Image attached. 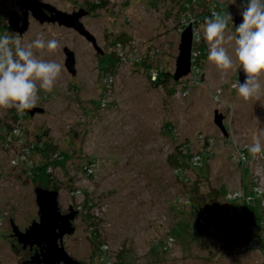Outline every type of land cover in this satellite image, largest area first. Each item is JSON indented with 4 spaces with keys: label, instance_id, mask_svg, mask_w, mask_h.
<instances>
[{
    "label": "rangeland",
    "instance_id": "rangeland-1",
    "mask_svg": "<svg viewBox=\"0 0 264 264\" xmlns=\"http://www.w3.org/2000/svg\"><path fill=\"white\" fill-rule=\"evenodd\" d=\"M40 1L66 12L86 9L88 14L81 21L103 54L73 29L39 24L31 16L25 32L13 31L8 17L12 11L20 13V8L15 0H0V34L19 36L25 44L39 33L55 37L59 48L54 53L36 54L62 65L53 92L38 94L36 106L44 111L30 115L0 108V120L11 125L0 128L4 135L0 140V214H7L0 227V264H22L36 248H21L11 236L10 219L21 230L38 220L34 189L40 185L25 178L15 159L23 156L20 140L28 142L26 131L39 129L45 130L53 144L73 152L62 171L56 170L61 190H55L61 212L67 213L69 206L78 211L72 221L75 231L63 237V245L79 262L97 264L98 243L104 241L112 264H261L264 242L258 240L259 248L247 250L245 244L228 237L212 213L208 196L219 187L223 192H235L242 184L248 189L251 174L259 175L257 182L264 189V153L248 162L251 168H240L239 151L246 153V146L256 137L264 143V91L258 98L244 100L231 87L243 74L238 64L222 72L208 62L207 55L201 70L194 69L192 79L188 77L187 88L181 89L174 79L166 85H152L147 75L150 61H161L167 71L174 72L179 43L172 10L176 0ZM217 1L229 6L227 13L219 14L227 20L226 38L235 35L228 15L239 16L241 3ZM198 30L208 53L203 27ZM65 47L75 54L74 76L64 66ZM225 47L235 59L234 40ZM104 60L106 72L101 70ZM156 74L150 78L155 80ZM217 88L222 89L219 101L213 99ZM215 110L224 116L227 135L214 123ZM178 145L180 151H209L204 166L195 160L197 167L186 165ZM71 160L84 167L91 161L90 176L76 171ZM69 167L67 176L64 170ZM180 167L184 177L175 172ZM76 187L81 190L76 192ZM186 195L205 205L210 224L198 239L188 232L169 241L168 236L177 235L183 223L193 220L184 205ZM157 239L169 241L170 247L162 251L154 245Z\"/></svg>",
    "mask_w": 264,
    "mask_h": 264
},
{
    "label": "trees",
    "instance_id": "trees-1",
    "mask_svg": "<svg viewBox=\"0 0 264 264\" xmlns=\"http://www.w3.org/2000/svg\"><path fill=\"white\" fill-rule=\"evenodd\" d=\"M225 3L226 2H220L217 0H176V3L173 5V9H172L173 11L175 10V15L177 16L176 31H178V34H180L181 31L185 27H187L189 21L192 20V27L194 33L195 29H199L200 27H202L205 18L211 17L214 13L216 14H220V12L227 13L229 6L225 5ZM239 3H241V6H243L244 0H239ZM90 7L95 8L96 5L91 4ZM199 42L193 41L192 44V49L194 52L192 59V67L193 69L196 70L197 69L201 70V64L203 63L202 60H204V58H206L207 55L206 53L207 49L205 43L203 42V40H201V38ZM198 53H200V55ZM110 59L111 58H109V60ZM112 61L114 62L113 59ZM101 63H102L101 70L106 72L108 68L106 66L105 60L102 61ZM157 65L158 68L156 67ZM153 73H157L156 74L157 78L155 80H152L150 78L153 75ZM190 74L183 77V79L181 78L178 81H176L180 85L181 89H185L188 87L192 79V76ZM147 75L153 86H160L161 84L166 85L170 80L174 79L173 72L167 71L165 65L161 61H157V60L154 61V63L152 60L150 61V65H147ZM188 77L189 78L191 77L190 81ZM105 89L107 91L110 90L107 86H105ZM173 91L174 90H172V92ZM105 96L106 94L103 96V98H101L102 102H104ZM100 105H102V103ZM15 117L21 118L17 114H15ZM10 126H11L10 124H4L3 121L0 120V128L7 127L9 129ZM26 132L28 133V137H27L28 142H24L25 140H20L21 155H23L22 156L23 158L18 161L19 164L22 165V173L24 174L25 178H28L31 181H33L36 186L37 184H39L42 187L61 190V184L58 183V179H57L58 177L55 175L56 170L59 169L62 171L67 161H69L70 158L74 157L73 152L64 151L57 145L53 144V141L50 140L47 133L43 129L27 130ZM9 135L11 136V133ZM2 136L4 137L3 133L1 134L0 132V140H2ZM5 142L6 141L4 140V143ZM180 146L181 145H178L176 147L179 150V153L186 157V159H184L186 165L194 166L195 161H192L191 158L197 156L198 160L201 162L198 164V166L199 165L204 166V161L207 158V153L209 151L207 153H202V152L192 153V152H188L190 150L188 148L185 151H180L181 150ZM35 154L37 155V157L33 159V156ZM71 161H73L74 165L78 167L75 169L76 171L81 172L82 175L90 176L89 168L93 164L90 163L91 161H88L87 167H84L82 165H77L74 162V160ZM242 165L243 164L240 162V168L245 167ZM195 166L197 167V165ZM70 167L64 170L67 176L69 174ZM75 170L74 173L76 172ZM183 171L184 170L180 167L176 169L175 172L178 174L179 177H184ZM71 173L73 174V171ZM69 179L72 180L71 177ZM74 190L78 192L81 190V188L76 187ZM224 190L225 192H223L220 187L215 188L213 189V193L208 196L211 198L210 200L213 202L212 213H215L218 220L223 223V225L226 228L228 237H231L232 239L234 238L236 242L245 244L247 250H256L257 248H259L258 240H260L261 243L264 242L263 194H260L259 197H256L258 193L253 190V184H251L248 187V189H246L244 184H242L241 190L243 192V196L238 198L229 199L227 197L229 190L228 189H224ZM76 194L77 193H74V195ZM247 196H249L250 198L249 202H246L244 199ZM219 197H222L221 201H219ZM91 204L92 203L90 202L89 205ZM184 205L185 207H188L190 212H192L191 218H193V220L190 222L187 221L186 223L182 222L183 226L180 227L179 232H176L178 234L176 235L174 232V236L172 235L173 237L168 236L169 241L172 240L175 241L176 239L175 237L179 236L180 234H186L188 232L194 236V239H198L199 236L202 234V232H204L210 224V220L208 218V211L207 209L205 211L203 210L205 205L198 204L197 201H195L192 196H188V195H186ZM93 236L96 237L97 236L96 233H94ZM169 241L159 242L158 240L157 244L155 243L154 245L156 247H160L162 251H166L170 247L168 245ZM103 245L107 246V244L104 243V241H100L98 243V255H97L98 257L96 258V261H98L97 264H102V262H99V258L101 256ZM108 250L105 251L109 252ZM262 262H264V258L261 261V263Z\"/></svg>",
    "mask_w": 264,
    "mask_h": 264
},
{
    "label": "clouds",
    "instance_id": "clouds-1",
    "mask_svg": "<svg viewBox=\"0 0 264 264\" xmlns=\"http://www.w3.org/2000/svg\"><path fill=\"white\" fill-rule=\"evenodd\" d=\"M243 10L239 12L242 20L235 24V35H228L227 20L214 13L203 22V39L208 43V62L222 72H228L238 64L244 80L231 85L244 100L258 98L264 85V0H244ZM228 19H233L231 13ZM235 42L234 57L225 44ZM59 41L48 39L43 33L25 44L19 36L0 34V108L12 109L23 113L36 106L38 94L53 92L62 73V65L41 56L46 52L54 53ZM222 89L217 88L214 100L219 101ZM246 150L251 156L264 153V143L254 138ZM194 159L198 160V157ZM259 191V190H258ZM264 194V193H262Z\"/></svg>",
    "mask_w": 264,
    "mask_h": 264
},
{
    "label": "water",
    "instance_id": "water-1",
    "mask_svg": "<svg viewBox=\"0 0 264 264\" xmlns=\"http://www.w3.org/2000/svg\"><path fill=\"white\" fill-rule=\"evenodd\" d=\"M20 8V13L10 12L8 25L13 31L18 33L25 32L29 27V17L31 16L39 24L57 23L73 29L80 36L85 38L95 51L103 54V49L97 44L96 38L91 34L81 21L88 11L79 8L73 12H66L57 9L49 3L40 0H15ZM242 17L236 16L232 19L233 26L239 24ZM193 44V28L191 23L179 34L178 53L175 57L173 78L178 81L183 76L190 73L192 67L191 50ZM64 66L67 72L74 76L76 74L75 54L72 50L64 48ZM238 80L243 82L244 74H240ZM44 111L41 107H34L25 110L30 115L35 112ZM223 114L215 110L214 123L219 127L223 135H227L226 127L223 123ZM34 199L37 206L38 221L32 220L30 225L24 230L11 220V236L25 249H30L35 245L31 256L24 260L22 264H83L72 257L64 248L63 236L71 235L75 231L72 221L78 214L72 206H69L67 213L61 212L58 203V191L47 187H36L34 189Z\"/></svg>",
    "mask_w": 264,
    "mask_h": 264
},
{
    "label": "built area",
    "instance_id": "built-area-1",
    "mask_svg": "<svg viewBox=\"0 0 264 264\" xmlns=\"http://www.w3.org/2000/svg\"><path fill=\"white\" fill-rule=\"evenodd\" d=\"M184 20V19H183ZM189 23H191V25H192V20H190L189 21ZM188 23V24H189ZM193 28V27H192ZM199 30L198 29H195V31H194V33H193V41L194 42H199ZM132 54V56H135L136 54H138L137 52H131ZM193 54H194V52H193ZM139 55V54H138ZM193 58V57H192ZM131 60V59H130ZM196 70V69H195ZM198 70V69H197ZM191 73V74H190ZM190 75H192V73H194V69H193V67H191V71H190ZM154 74V73H153ZM109 83H111L110 81H109ZM8 139H10V135L8 136ZM240 151V155L242 156L241 157V160H240V162L243 164L242 166H247L248 168H251V166L250 165H248V162L252 159H254V157H252L251 155H249V153L247 152V150H246V153H245V151H241V150H239ZM246 155H245V154ZM195 157H193V159L192 160H197V159H194ZM22 159V157H17L15 160V162H18L19 160H21ZM260 162V161H259ZM261 164V163H260ZM255 170V169H254ZM251 179H252V184H253V190L254 191H256L257 193H258V195H260V194H262V191L264 190L259 184H258V182H257V180L259 179V175H252L251 174ZM259 190V191H258ZM241 196H243V192H242V190H241V188H238V190L237 191H235V192H229L228 193V195H227V197L229 198V199H231V198H238V197H241ZM245 199V201L246 202H249L250 201V198H249V196H247V197H245L244 198ZM1 217V216H0ZM1 225V224H0ZM263 235H264V232H263ZM102 248H105L106 250H108V248H107V246H105V245H103L102 246ZM105 251V250H104ZM104 251H102L101 252V256H100V258H101V260H110V251L109 252H104ZM261 264H264V262H262Z\"/></svg>",
    "mask_w": 264,
    "mask_h": 264
},
{
    "label": "bare ground",
    "instance_id": "bare-ground-1",
    "mask_svg": "<svg viewBox=\"0 0 264 264\" xmlns=\"http://www.w3.org/2000/svg\"><path fill=\"white\" fill-rule=\"evenodd\" d=\"M192 52H193V49L191 50V57H193V53H192ZM192 59H193V58H192ZM198 161H199V160H197L196 162H198ZM37 187H41V186H37ZM6 215H7V214H5L4 212H2V214H0V216H1V217H0V224H1L0 227L3 226V223H4V222H3V219L7 217ZM37 215H38V214H37ZM38 219H39V218H38ZM73 220H74V219H73ZM36 221H38V220H36ZM31 222H32V221H31ZM29 225H30V224H29ZM29 225H28V226H29ZM28 226H27V227H28ZM10 227H11V220H10ZM27 227H26V228H27ZM65 235H68V234H65ZM65 235H64V236H65ZM64 236H63V237H64ZM16 242H17V240H16ZM17 243H18V242H17ZM18 244L21 245V248H22V249H24V248L22 247V244H20V243H18ZM105 246H106V245H105ZM33 247H36V246L34 245ZM26 248L30 249L29 246H27ZM26 248H25V249H26ZM36 248H37V247H36ZM107 248L109 249L108 246H107ZM104 250H106V249H105V248H102V251H104ZM102 251H101V252H102ZM30 256H31V255H30ZM30 256H29V257H30ZM99 262H102V264H112V260H101V258H99Z\"/></svg>",
    "mask_w": 264,
    "mask_h": 264
},
{
    "label": "flooded vegetation",
    "instance_id": "flooded-vegetation-1",
    "mask_svg": "<svg viewBox=\"0 0 264 264\" xmlns=\"http://www.w3.org/2000/svg\"><path fill=\"white\" fill-rule=\"evenodd\" d=\"M37 107V106H36ZM33 251H34V248H33Z\"/></svg>",
    "mask_w": 264,
    "mask_h": 264
}]
</instances>
